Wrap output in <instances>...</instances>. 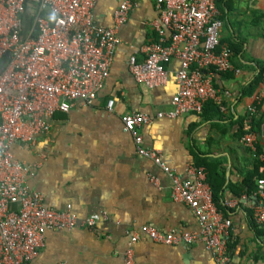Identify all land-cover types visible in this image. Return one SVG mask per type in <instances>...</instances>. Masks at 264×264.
I'll return each mask as SVG.
<instances>
[{
  "label": "crops",
  "instance_id": "0c3cea01",
  "mask_svg": "<svg viewBox=\"0 0 264 264\" xmlns=\"http://www.w3.org/2000/svg\"><path fill=\"white\" fill-rule=\"evenodd\" d=\"M121 1L98 0L96 22L113 26ZM132 1L137 6L117 31L110 74L96 100L57 111L49 134L34 144L12 146L16 159L39 165L27 181L43 193L47 206L70 207L80 219L97 222L94 228L47 230L45 245L31 264H129V248L130 264H218L201 242L168 245L142 235L131 244V235L144 224L165 231L199 229L192 209L173 199L170 177L138 154L132 134L124 130L121 116L131 111L150 116L142 128L145 145L160 149L165 163L180 171L203 166L208 182L221 181L215 204L232 221L227 264H264V224L254 219L255 208L264 205L257 187L264 157L254 156L242 141L253 133L264 155V101L256 99L264 79V0H217L220 39L231 50L232 68L215 76L219 101H210L202 113L174 118L157 113L172 108L179 61L166 65L168 83L157 88L138 83L129 69L130 57L142 61L144 45L158 39L156 0ZM110 99L115 100L112 111L107 109ZM253 105L255 113L250 112Z\"/></svg>",
  "mask_w": 264,
  "mask_h": 264
},
{
  "label": "built area",
  "instance_id": "2783aa9c",
  "mask_svg": "<svg viewBox=\"0 0 264 264\" xmlns=\"http://www.w3.org/2000/svg\"><path fill=\"white\" fill-rule=\"evenodd\" d=\"M97 1L0 0V264H31L45 245L47 230L94 228L97 223L93 217L80 219L70 207L47 206L43 193L27 181L39 165L21 162L12 151L15 143L34 144L49 134L57 111L91 105L103 88L119 42L117 31L137 4L122 0L113 13L114 25L105 26L94 17ZM156 8L153 28L158 39L144 45L142 61L130 57L129 69L138 83L157 88L168 83L166 65L178 60L172 108L157 116L202 113L210 101L220 100L216 74L232 68L231 50L220 39L223 22L217 0H156ZM256 99L264 101V79ZM114 103L108 101V111ZM256 111V105L250 107L251 113ZM121 120L138 154L152 159L170 177L173 199L189 206L199 220L196 231H165L144 224L131 235V244L142 235L168 245L201 242L218 264H227L232 221L213 200L207 169L192 164L180 171L165 163L160 149L147 147L142 131L151 120L147 114L126 112ZM242 141L254 156L264 157L253 133H246ZM257 187L264 198V177ZM254 219L264 224V205L255 208ZM132 256L129 248L127 263H132Z\"/></svg>",
  "mask_w": 264,
  "mask_h": 264
},
{
  "label": "trees",
  "instance_id": "16d2710c",
  "mask_svg": "<svg viewBox=\"0 0 264 264\" xmlns=\"http://www.w3.org/2000/svg\"><path fill=\"white\" fill-rule=\"evenodd\" d=\"M253 122L258 124V119H256L255 117L253 118ZM211 186H212V189H213V200L214 202L216 203V196H215V192L220 189L221 187V181L219 182H216L214 180H209Z\"/></svg>",
  "mask_w": 264,
  "mask_h": 264
}]
</instances>
